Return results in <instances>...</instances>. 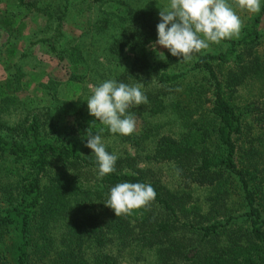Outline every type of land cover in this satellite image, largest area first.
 Returning <instances> with one entry per match:
<instances>
[{
    "label": "trees",
    "instance_id": "1",
    "mask_svg": "<svg viewBox=\"0 0 264 264\" xmlns=\"http://www.w3.org/2000/svg\"><path fill=\"white\" fill-rule=\"evenodd\" d=\"M143 1L0 0L8 38L34 23L40 35L28 51L41 48L67 70L62 88L47 85L45 96L71 95L60 102L71 121L53 119L48 107L25 97L22 66L31 56L16 53L13 41L3 47L0 264H131L120 260L122 250L148 252L147 264H264V0L238 38L211 44L189 62L167 49L152 52L159 20ZM75 2L96 9L82 33L98 49L66 40L63 25ZM108 79L143 85L148 102L129 109L137 122L131 135L112 134L89 115L88 83ZM11 111L14 121L5 118ZM155 117L172 126L157 131L149 122ZM88 131L118 156L115 172L99 176L85 147ZM162 164L176 190L151 168ZM121 182L151 184L156 197L116 217L106 202Z\"/></svg>",
    "mask_w": 264,
    "mask_h": 264
},
{
    "label": "clouds",
    "instance_id": "2",
    "mask_svg": "<svg viewBox=\"0 0 264 264\" xmlns=\"http://www.w3.org/2000/svg\"><path fill=\"white\" fill-rule=\"evenodd\" d=\"M235 3L252 14L261 10V0H235ZM159 18L155 45L184 62L209 50L211 44L238 38L244 26L229 0H169L168 6L159 11ZM161 55L164 57L162 52ZM142 87L141 83L129 85L115 79L90 85L89 115L107 126L112 134L131 135L136 130V118L129 109L148 102ZM85 147L95 155L100 177L115 172L118 156L106 150L100 134L88 131ZM155 197L151 184L121 182L110 188L106 206L116 217L131 215L134 210L147 207Z\"/></svg>",
    "mask_w": 264,
    "mask_h": 264
},
{
    "label": "rangeland",
    "instance_id": "3",
    "mask_svg": "<svg viewBox=\"0 0 264 264\" xmlns=\"http://www.w3.org/2000/svg\"><path fill=\"white\" fill-rule=\"evenodd\" d=\"M169 4V0H144L141 3V6H149L151 11L154 13V17L159 18V11L166 8ZM234 9L237 14L241 17L242 21L246 16L250 15L249 12L240 9L236 3H232ZM83 3L75 2V4L71 7L70 12L67 15L66 21L63 25L64 33L66 35V40L73 42L74 44H83V48H88L91 50L93 47L98 49L93 37H90L86 34H83L82 31L84 28L86 29L87 23H92L96 16V9L92 12L91 10H87ZM107 5H101L100 10L105 11ZM34 23H29L27 28L23 30L22 35L19 38H15L14 41L11 38H8L7 33L0 28V52L2 51V55L5 56L6 51L3 48L9 42H12L14 45L12 49L15 50L16 53L27 52L26 61L27 65L22 66L23 71L26 76V87L24 88L25 97L38 101V105H44L49 108L51 111V116L53 119L62 122H70L71 119L68 118L66 112L63 113V105L60 104L63 100H71V95L68 93H64L62 91L57 92V99H49L45 94L47 93L46 86L53 85L56 86L57 90L62 88V83L67 78V70L60 64H57L52 58L47 56V54L41 48H32L28 51L29 42H32L37 38L40 34L37 32V27L33 25ZM260 27L264 29V15L261 18ZM93 46V47H92ZM165 50L159 45H155L152 49L153 53L158 54L160 51ZM99 60H101L100 53L97 51L94 54ZM197 54L194 55V57ZM9 64L5 62H0V81L4 78V68ZM112 70H117L116 67H112ZM90 83H88L86 89L88 92H91ZM41 86H43L41 88ZM44 88V89H43ZM73 93V92H72ZM71 93V94H72ZM17 112L11 111L9 115L5 118L9 121L16 120ZM151 126H153L159 132H167V130L172 126L170 121L166 117H155L149 120ZM137 124V122H136ZM116 146L118 150L125 148L127 152L132 153V150L129 149L128 146L122 145H112ZM115 147V148H116ZM151 168L156 172L157 178L161 182V184L169 190H176L178 185L177 181L174 177V174L171 168L165 164L151 166ZM192 196L199 197L201 194L200 190H191ZM202 198V197H201ZM200 198V199H201ZM150 256L148 252H140L136 250L135 252H131L130 250H122L120 252L119 258L122 261L130 262L131 264H147V258Z\"/></svg>",
    "mask_w": 264,
    "mask_h": 264
}]
</instances>
